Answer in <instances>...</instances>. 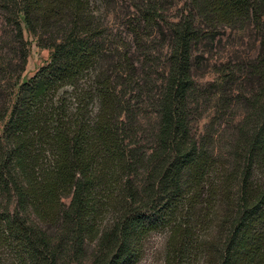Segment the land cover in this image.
Returning a JSON list of instances; mask_svg holds the SVG:
<instances>
[{
  "label": "trees",
  "instance_id": "trees-1",
  "mask_svg": "<svg viewBox=\"0 0 264 264\" xmlns=\"http://www.w3.org/2000/svg\"><path fill=\"white\" fill-rule=\"evenodd\" d=\"M178 1L0 0V264H138L159 231L161 264H264V0ZM219 29L255 55L200 89ZM22 31L50 51L26 81ZM206 104L211 126L244 111L226 154L190 133Z\"/></svg>",
  "mask_w": 264,
  "mask_h": 264
},
{
  "label": "rangeland",
  "instance_id": "rangeland-1",
  "mask_svg": "<svg viewBox=\"0 0 264 264\" xmlns=\"http://www.w3.org/2000/svg\"><path fill=\"white\" fill-rule=\"evenodd\" d=\"M181 0L178 1L175 8L168 10L164 15L171 16L174 13H179L181 8ZM124 3L122 4V6ZM124 8L118 13L117 16L109 15L107 17V25L111 29L112 35L114 34L117 40L121 43H125L128 47L132 44L131 36L129 35L126 25V18L124 16ZM3 22L0 19V33L2 31ZM6 31V30H5ZM7 32V31H6ZM23 32V38L26 42L27 58L20 74V81L28 80L34 72L41 66L45 65L49 60L50 51L45 48L39 47L34 38ZM8 34V33H6ZM7 39V38H6ZM5 39V41H6ZM152 43L150 57L153 61L151 67H154L156 73H153L151 80H155V85L159 84V75L162 73L164 64L163 55L165 54V48H160V42H154L153 39H149L148 45ZM133 45V44H132ZM203 44L199 45L196 53L202 56L201 69L192 70L193 79L195 85L203 89L207 84L213 82L217 78L215 69L219 68L221 64L230 62H245L250 60L255 55L256 43L253 33L250 30L237 29H219L215 36L214 42H212L209 51L202 48ZM132 47V46H131ZM201 50H204L201 52ZM1 57V54H0ZM231 94V93H230ZM231 95H234L233 93ZM212 103V101H210ZM212 104H206L201 110L200 115L190 123V133L195 139H199L200 136L209 132L212 137L213 151L220 155L226 154L229 141L231 139V126H235V123L243 115V109L240 105H231V116L224 118L218 125H210L209 120L213 115L211 109ZM156 122L152 120L149 126H155ZM1 129V125H0ZM64 204L67 203V199L62 200ZM165 234L164 232L152 233L146 242V246L138 264H161L164 250Z\"/></svg>",
  "mask_w": 264,
  "mask_h": 264
}]
</instances>
